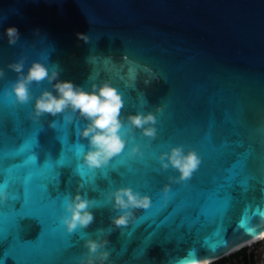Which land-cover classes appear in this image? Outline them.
Masks as SVG:
<instances>
[{
    "label": "water",
    "instance_id": "water-1",
    "mask_svg": "<svg viewBox=\"0 0 264 264\" xmlns=\"http://www.w3.org/2000/svg\"><path fill=\"white\" fill-rule=\"evenodd\" d=\"M9 26L19 31L13 46L3 35ZM76 33L87 34L89 43ZM21 58L25 70L37 60L85 90L92 82H110L123 98L122 116L152 112L156 137L135 130L105 167H81L84 121L75 115L35 118L31 101L15 104L5 95L16 79L6 66ZM0 68V184L10 193L0 202V230L11 229L0 240L6 264H80L88 237L67 233L60 222L64 197L77 191L93 199L95 221L83 230L93 239L117 214L108 200L115 188L150 197L148 208L134 210L126 226L107 235V264H180L190 249L200 261L214 259L264 230V216L256 214L264 204V0H0ZM41 89L51 90L46 82L33 84L32 95ZM34 131L32 153L25 141ZM133 144L141 155L129 156ZM176 145L195 151L201 163L190 179L173 183L168 177L178 174L160 169L156 157ZM29 153L39 166L29 163ZM105 168H116L119 176L113 173L110 183L98 179L100 193L91 191L92 177L81 171ZM56 171L61 194L43 208L32 200L23 207L25 177L31 175L32 188L42 192ZM225 180L230 201L222 215H200ZM249 213L254 232L239 227ZM218 228L225 243L213 248Z\"/></svg>",
    "mask_w": 264,
    "mask_h": 264
},
{
    "label": "clouds",
    "instance_id": "clouds-1",
    "mask_svg": "<svg viewBox=\"0 0 264 264\" xmlns=\"http://www.w3.org/2000/svg\"><path fill=\"white\" fill-rule=\"evenodd\" d=\"M38 33V30H36ZM4 37L7 43L13 46L19 40V31L15 26L4 29ZM76 38L84 43H89V36L84 33H76ZM7 69L16 73V79L11 81L10 90L5 95H10L15 104L32 102V116H63L65 120L72 115L78 116L84 121L79 129V137L86 140L78 151L82 164L81 167L101 169L115 156L121 154L127 144L126 136L131 137L135 130L140 135L154 139L157 134L156 117L152 112L128 114L122 116L124 101L120 92L110 82L102 81L99 84L92 82L88 89L76 85L71 81L60 80L57 67H47L44 63L33 60L25 70L23 58L9 63ZM5 75L4 69L0 68V78ZM47 83L51 90L41 89L37 96H33L31 86ZM146 85L150 80H145ZM55 120L50 121V126ZM129 156L141 155L138 145L133 144L128 149ZM162 170L173 169L178 175L168 177L173 183L183 182L190 179L197 171L201 160L198 154L182 146L176 145L167 152H160L156 157ZM168 184L163 186L162 191H167ZM10 196L7 184H0V202L6 201ZM111 209L117 212L110 217V225L107 230L96 229V238H90V234L83 232L95 221L91 208L93 201L79 191L67 194L63 201L64 215L60 218L64 230L69 233L80 232L83 247L86 249L80 264H107L111 252L106 247L107 235L115 228L126 226L132 219L134 210L146 209L151 200L148 195L134 191L131 187H117L108 194ZM180 264H201L197 252L190 249L185 257L181 258Z\"/></svg>",
    "mask_w": 264,
    "mask_h": 264
},
{
    "label": "snow or ice",
    "instance_id": "snow-or-ice-1",
    "mask_svg": "<svg viewBox=\"0 0 264 264\" xmlns=\"http://www.w3.org/2000/svg\"><path fill=\"white\" fill-rule=\"evenodd\" d=\"M0 134H2V129H0ZM37 134L38 132L34 131L33 134L25 141L27 145L32 147V153H34ZM60 135L62 136V134ZM165 139H167V137H165ZM32 153H29L28 155L29 163H32L33 161H35L37 166H39L40 164L38 163V160L34 158ZM4 155H5L4 149L2 146H0V164H2ZM59 161L62 165L69 164V162L63 156L59 158ZM113 173L119 176V171L116 168H113L111 171H109L108 168H105L100 173L81 171V175L83 177H92V180L90 181L92 187H90V190L96 191L98 193H100L101 188L97 184V180L103 179L107 181L108 183H110L112 180ZM58 180H59V172L56 171V179H53L51 182L47 183L43 187V190L41 192L38 189L32 188L31 175L25 177L24 185L21 188L22 195L20 198V200L23 201V207L28 206L29 200L34 201V203L41 208L45 207L47 204L55 200L61 194L60 189H59ZM228 183L229 181L225 180L224 183L218 187L217 191L213 195H211V197L209 198L207 205L204 208H202V210L200 211V215L209 216L212 218L222 215L223 210L228 206L229 201H230V195L228 194L227 191H225V188L228 185ZM262 183H264V181H262ZM82 186H83V183H82ZM53 192H55L56 194L53 195ZM12 199L14 201L16 197H13ZM90 200H93V199H90ZM3 207H4L3 204H0V215H2ZM256 214L264 216V204H261L257 207ZM195 219L196 218L194 217L193 220ZM154 226L155 225H153V227ZM239 227L242 229H245L248 232L255 231L254 227L251 224V213L245 214L242 217L241 221L239 222ZM10 230L11 229H9L7 233L0 230V240H6L10 234ZM221 231L222 230L218 228L216 232L214 233L213 238L210 242L211 247L218 248L219 246L225 243V241L222 239ZM68 246L69 247L72 246V241H69ZM0 264H6V258L0 259ZM16 264H40V262L28 260V259H21V260H16Z\"/></svg>",
    "mask_w": 264,
    "mask_h": 264
},
{
    "label": "built area",
    "instance_id": "built-area-1",
    "mask_svg": "<svg viewBox=\"0 0 264 264\" xmlns=\"http://www.w3.org/2000/svg\"><path fill=\"white\" fill-rule=\"evenodd\" d=\"M204 264H264V235L251 243Z\"/></svg>",
    "mask_w": 264,
    "mask_h": 264
},
{
    "label": "bare ground",
    "instance_id": "bare-ground-1",
    "mask_svg": "<svg viewBox=\"0 0 264 264\" xmlns=\"http://www.w3.org/2000/svg\"><path fill=\"white\" fill-rule=\"evenodd\" d=\"M262 235H264V230H263L260 234L256 235L254 238H252V239H250V240H248V241H246V242H244V243H241V244H239V245H237V246L232 247L227 253L233 252V251H235V250H237V249H239V248H241V247H243V246H245V245L251 243L252 241L256 240L257 238H259V237L262 236ZM214 259H215V258H214ZM214 259H206V260H202V261H201V264L208 263V262H210V261H212V260H214Z\"/></svg>",
    "mask_w": 264,
    "mask_h": 264
}]
</instances>
